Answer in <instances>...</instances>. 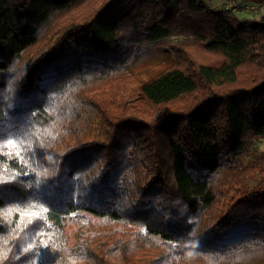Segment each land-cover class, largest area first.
<instances>
[{"label": "trees", "instance_id": "obj_1", "mask_svg": "<svg viewBox=\"0 0 264 264\" xmlns=\"http://www.w3.org/2000/svg\"><path fill=\"white\" fill-rule=\"evenodd\" d=\"M260 139L264 14L0 0V264H264Z\"/></svg>", "mask_w": 264, "mask_h": 264}, {"label": "rangeland", "instance_id": "obj_2", "mask_svg": "<svg viewBox=\"0 0 264 264\" xmlns=\"http://www.w3.org/2000/svg\"><path fill=\"white\" fill-rule=\"evenodd\" d=\"M211 9L228 11L231 16L243 18H259L264 14V5L250 0H206ZM175 41L177 38H172ZM139 63L129 68L143 81L159 75L175 61V55L166 43L141 45L139 47ZM264 151V139L256 140L250 149L245 163ZM70 230V229H69Z\"/></svg>", "mask_w": 264, "mask_h": 264}]
</instances>
